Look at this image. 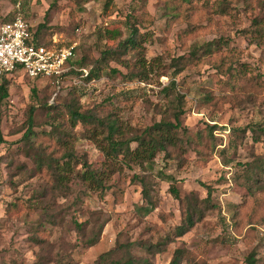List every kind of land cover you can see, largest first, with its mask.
I'll list each match as a JSON object with an SVG mask.
<instances>
[{
	"label": "rangeland",
	"instance_id": "374dc122",
	"mask_svg": "<svg viewBox=\"0 0 264 264\" xmlns=\"http://www.w3.org/2000/svg\"><path fill=\"white\" fill-rule=\"evenodd\" d=\"M18 4L44 42L74 48L76 67L87 76L80 72L59 82L21 74L0 78L7 91L0 102L5 140L0 147V264H57L59 259L94 264L99 255L125 243H137L132 253L151 264H169L175 251L185 252L182 264H246L249 257L264 264V191L255 190L244 167L255 156L264 157V134L259 133L264 128V47L242 33L263 15L261 0H0V26ZM131 31L141 37L142 58L150 70L145 81L122 77L127 70L119 60L133 64L140 57L121 47ZM211 42L216 52L205 55L202 47ZM195 47L197 56L190 61ZM179 57L187 60L174 77L175 91L184 97L181 123L187 129L175 133L179 150L157 153L150 165L108 162L118 168L100 198L79 182L84 165L105 170L100 138L80 126L70 128L68 107L79 98L83 112L101 119L116 113L126 138L156 123L173 122L166 103L174 95L166 99L163 89L173 77L171 62ZM90 72L98 77L87 80ZM30 107L35 110L27 135ZM62 134L74 149L69 190L54 188L33 162L42 148L60 157L52 137ZM161 175L175 180L186 202L194 195L203 218L150 256L146 247L164 242L185 210ZM135 176L144 177L158 202L145 217L135 212L143 205ZM72 222L86 227L97 222L95 230L101 224L97 242L86 245Z\"/></svg>",
	"mask_w": 264,
	"mask_h": 264
},
{
	"label": "trees",
	"instance_id": "16d2710c",
	"mask_svg": "<svg viewBox=\"0 0 264 264\" xmlns=\"http://www.w3.org/2000/svg\"><path fill=\"white\" fill-rule=\"evenodd\" d=\"M182 1L186 3L190 0ZM261 4L264 9V3L262 0ZM11 19L7 22L11 21ZM29 31L32 35V41L37 45H41L46 48L59 49V47L52 45L50 42H44L39 36V29L33 30L32 27H29ZM242 33L256 45L264 47V12L262 16L255 17L250 21V30L242 31ZM140 39L141 37H139L137 31H131L127 39L121 45L124 51H135L136 55L140 56L133 64H129L127 61L119 60V64H121L127 70V74L122 76L127 82L134 80L145 81L147 75L149 74L148 72L150 71L146 69L147 64L144 58H142L143 48L140 46ZM211 46L212 42L202 47L205 49V55H211L216 52L211 48ZM109 53L111 54V52ZM196 53L197 50L195 47L190 54V61L196 58ZM185 61L187 60H184L183 57L172 60L171 67L174 69L173 77L170 85L163 89L166 94V99H168L170 95H174V98L166 103L168 104L167 111L169 114H173V122L162 121L156 123L152 127L146 129L142 135L126 138V127L121 122V120H119L116 113H111L108 117L101 119L89 112H83L80 110V107L77 106L79 98L77 102L71 104V106L68 107V121L70 128L75 129L77 126H80L83 129V132L88 134L90 137H93V139L95 136L99 137L100 140L98 142L101 143L99 150L102 152L106 160V163L104 164L105 170L101 171L92 170L89 166L84 165L85 170L82 172L79 182L84 185L85 188L96 192L100 198H102L109 189L107 186H105V184L111 177V171L118 168L116 164H109L108 162L119 163L118 165H124L125 167H130L131 165L141 166L145 163L150 165L157 153H167V151L172 148H176L174 150H179L180 141L175 136V133L179 130H183V133L186 134L187 129L184 128L181 123V117H183L185 114L184 97L175 91L174 77H176L185 69ZM75 63V58L68 63V65L70 64V66L74 67L75 70L70 69L67 73L60 76L59 81L73 76L76 73H80L76 71L79 68L76 67ZM112 73L115 74L118 72L116 70H112ZM88 75L89 76L87 80H91L92 77H98V74L94 75L93 72H90ZM34 80H42V78H35L33 81ZM6 92L5 86H0V102L5 98ZM32 96H36V90H32ZM129 96L132 98V95ZM34 110V107H30L28 111L27 122L29 128L27 130V135H29L31 131L30 127L32 126L33 122ZM55 131H57L56 128ZM259 133L264 134V128H262ZM62 135V137H52L58 146V150L62 151L60 157H54L53 154L46 153L47 150L42 148L40 151L36 150L37 152L33 157V162L38 172L45 171L50 176V180L53 183L54 188H68L69 190V177L72 174V161L75 159L73 155L74 149L73 143H71L69 140V136L66 134ZM187 137V139L190 140V137ZM198 137L200 138L201 136ZM253 141H259L258 134L253 136ZM4 143L5 140L0 131V147ZM132 143L136 144L134 149H132L130 146ZM111 166H113L112 169H110ZM244 167L246 168V178H250V180H253V183H255V190L264 191V157L255 156L253 161L244 165ZM108 169L109 172L106 174ZM254 175L256 179L253 178ZM158 177L166 180L167 183H170L169 194L175 201L179 202L181 208L185 203V210L182 211L180 224L172 230L164 242H161L156 246H153L152 244L147 247L146 245H142L144 248L146 247V252L150 256H153L155 253H160L162 251L161 249H163L165 245L172 244L176 242V240L182 238L185 233L193 229L194 226L197 225L203 218V211L199 208V201L194 197L193 194L189 196V199H187L186 202V198L180 197L178 189L174 186L175 180L172 177L163 175ZM133 179H135V181L141 186V199L143 201V205L135 207V212L142 217L148 216L157 208L158 203L155 195L153 194V188L144 179V177L140 178L135 176ZM207 190L209 195V188H207ZM251 193L252 191L249 188V195ZM96 223L97 222H95L94 225ZM94 225L92 227H86L84 224L72 222V227L85 239L84 243L88 246H93L102 233L103 227L101 224L100 226H96L98 227L96 230L94 229ZM88 234L89 237L87 236ZM136 246H138L137 243L120 244L106 253L99 255L94 264H151L147 258L135 257V255L132 253V250ZM184 258V251H175L169 264H182ZM245 262L246 264H255L254 260L250 257L247 258ZM56 263L74 264L71 260L67 261V259H59Z\"/></svg>",
	"mask_w": 264,
	"mask_h": 264
},
{
	"label": "built area",
	"instance_id": "2783aa9c",
	"mask_svg": "<svg viewBox=\"0 0 264 264\" xmlns=\"http://www.w3.org/2000/svg\"><path fill=\"white\" fill-rule=\"evenodd\" d=\"M75 58V50L69 48H46L32 41L29 25L20 12L11 21L0 26V77L22 74L29 80L35 78L55 79L74 67L68 65ZM84 74V69L76 70Z\"/></svg>",
	"mask_w": 264,
	"mask_h": 264
}]
</instances>
